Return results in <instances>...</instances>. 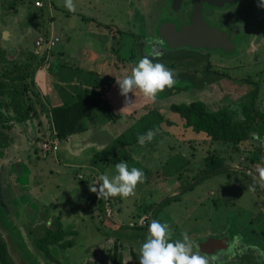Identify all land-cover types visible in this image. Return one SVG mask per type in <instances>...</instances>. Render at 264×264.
Returning <instances> with one entry per match:
<instances>
[{
  "label": "rangeland",
  "instance_id": "obj_1",
  "mask_svg": "<svg viewBox=\"0 0 264 264\" xmlns=\"http://www.w3.org/2000/svg\"><path fill=\"white\" fill-rule=\"evenodd\" d=\"M256 1L255 6L253 0H249L246 8L258 10L257 20L253 28L235 31V44L213 48L220 50L206 53L205 58L202 56L205 62L202 59L193 61L191 55L185 59L179 54L181 61H185L181 64L168 57L163 60L156 51L161 43L156 28L159 22L166 19L169 0H73L74 11L64 6V0H0V28L7 27L0 30V41L8 34V41L16 42L14 47L20 50L18 55L17 52L6 55L5 59L15 62L11 64L4 60L5 66H0V101L4 115L0 133L13 140L6 148H0V190L13 189L14 194L10 196L18 220L13 225L17 227L20 224L30 234L34 248L38 247L36 240L43 237L46 228L59 234V226L66 236L62 239L60 235L59 245L50 247V256L55 255L62 264H77L78 258L81 264H87L88 258L83 251L89 250L88 247L98 250L97 257L91 258L93 264H118L112 258L115 249L122 259L121 264H139V248L147 236L148 226L153 220H158L168 225L173 240L180 239L181 233L187 232L193 250L205 255L209 264H264V176L260 175V169L264 168V136L259 131H252L251 139L237 148L229 144L211 145L205 134L185 129L184 121L169 109L172 104L200 101L210 112L224 111L235 121H241L244 120L242 107L250 102L249 94L257 86V103L264 107V15H260L264 6H261L260 0ZM105 24L110 27L103 28ZM4 31L8 33L4 35ZM48 37L59 40L50 52L53 55L49 88L62 85V82L55 83L58 80L69 86L70 79L75 81L82 71L88 72L95 63L106 62L110 66L109 77L99 75L98 80L93 78L91 81L97 87L102 84L101 80H105L102 87L111 89L112 82L117 86L116 79L130 74L135 63L146 55L150 58L158 56V61L174 72V85L158 92L154 101L139 92L128 93V97H137L136 100L128 98L131 104L143 107L135 117L137 120L155 112L171 126L163 124V128L157 131L166 130L167 137L161 140L158 139L161 133L154 135L152 144L145 142L127 148L113 144V149L117 147L116 153L129 154L132 159L126 162L129 168L141 169L144 178L143 182L137 183L132 195L126 198L118 196L116 201L111 196L107 197L113 214L111 218L99 204L101 196L91 190L97 183V180H91L98 176L96 170L65 168L54 160L59 146L46 155L42 152V145L51 140L54 128L51 111H48L43 99L47 98V92L40 97L34 92L35 79L31 71L49 56L41 51L39 54L35 52V42ZM149 40L153 44L147 43ZM71 45L78 49L69 53L67 49ZM82 48L92 50V64L87 69L84 62L89 54ZM1 51L0 48V53H3ZM176 62L180 72L174 71ZM183 65L188 70L182 69L185 68ZM207 66L212 74L192 73L195 69H198L196 72H205ZM107 83H110L109 88ZM85 89L78 87V90ZM16 91L23 92L26 102L21 114L27 117L21 121L11 107ZM48 101L51 106L57 105L53 100ZM125 104L128 103L124 97L118 101L117 107L123 108ZM131 124L132 121H128L117 127L127 129ZM37 141H41L37 146L39 160H35L37 165L29 169L36 171L38 167L40 171L32 182L27 168L21 175L18 170L21 172L22 153L35 146ZM258 148L259 152L256 151ZM110 150L111 154L115 151L112 147ZM208 151L223 158V171L201 175L206 169L203 160ZM252 154L258 155V159L251 163L249 158ZM114 166H105L103 173L111 176ZM85 172L92 175H86L81 180L80 175ZM35 186L39 187L34 189L35 194L27 190ZM95 187L98 189L99 186ZM72 189L82 190L83 193L72 192ZM36 201L48 206L44 207L50 210L49 223L37 219L31 211L25 212V206H33ZM89 208L96 210L98 215L102 214L101 217L91 218L88 226L91 235L96 232L95 243L69 233L76 230V222L82 220L78 216ZM55 216H59L58 219ZM146 217V226L129 227L131 222ZM9 220L0 205V235L14 264H52L46 258L48 255L42 252L37 253L40 260L31 257L20 241L18 230ZM234 237L239 239L234 240ZM72 239L74 247L64 249L62 243ZM216 239L228 243L225 251L224 248L215 253L200 249V245ZM47 242L48 245L53 244L50 239Z\"/></svg>",
  "mask_w": 264,
  "mask_h": 264
},
{
  "label": "trees",
  "instance_id": "obj_2",
  "mask_svg": "<svg viewBox=\"0 0 264 264\" xmlns=\"http://www.w3.org/2000/svg\"><path fill=\"white\" fill-rule=\"evenodd\" d=\"M172 48L174 47L170 46V49ZM161 49L162 52L167 51L163 46ZM4 56L5 53H2L0 57L4 59ZM39 66H41V63ZM194 72L195 71L193 70L192 73L195 75H202L203 73L205 75H209L213 73L211 72L209 66L206 67L205 72ZM258 96L259 90L257 86L249 94L250 102L242 107L244 120L241 121H235L232 115L224 111L210 112L200 101L192 102L190 104H172L169 109L173 112V114L177 115L182 121H184L185 129H191L196 134L203 133L209 137V143L211 145H214L215 143L225 145L229 144L237 148L240 144L251 139L250 133L252 131H259V133L264 136V107L261 103H257ZM23 98L22 91H16L12 98L13 101L11 107L13 112L19 116V121L24 120L27 117L26 114H21L23 108L26 107V102ZM1 103L2 102L0 101V123H2L4 118L1 111V109H3V104ZM27 107L28 109L30 108L29 106ZM93 110L105 113V116L110 122L116 120L113 106L104 97V93L102 91H85L82 94L75 96L70 102L52 108L50 119L52 126L56 131V137L59 141H63L74 134L82 132V130H84L82 121L88 118ZM163 124L167 127L171 126L169 122H166L163 119L161 114L155 112L148 113L147 115L141 117V119L137 121V123L130 130L123 134V136L118 138L114 144L115 146L117 144V147L123 148L137 145L139 144L138 136L146 133L150 129L156 133V136L161 133L160 136H158V139L162 140L164 137H167L166 135L168 134L166 130L163 132L157 131L163 128ZM153 139L154 137L151 141L146 142L152 144L155 141ZM158 139H156V141ZM11 141L12 139L9 136H5L0 133V148H6ZM116 148L112 149V151L115 150L112 154L110 153L111 150H106V152H100L94 156L91 166L98 171V174L103 173L102 170L105 166L111 164L115 165L121 161L129 162L132 160L127 153H116L118 152L116 151ZM256 151L259 152L260 148ZM109 155L111 156L108 157ZM255 158L258 159V155L252 154V157L249 158L250 162L252 163L255 161ZM203 166L206 167V169L202 170L201 175H210L211 173L223 171L225 169L223 158H219L215 153L210 151H208V155L203 160ZM99 199V204L102 205L101 208L104 211V204L106 203L107 198L101 196ZM57 231H60L59 234L56 231H52L51 228H46L43 237L36 240L38 243L37 250L45 255L47 254L48 256H46V258H48V260L55 261V264H62L61 262L54 260V256H50V254H52L50 247H56L54 245H59L60 235L62 239L66 236V233L62 232L61 227L58 226ZM69 233L72 234V232ZM49 239L50 242H53V244L50 243L48 245L47 241ZM62 245L64 249H69L73 248L75 243L74 240H67L62 243ZM112 258L116 263L121 264L122 259L117 249H115ZM0 264H14L2 235H0Z\"/></svg>",
  "mask_w": 264,
  "mask_h": 264
},
{
  "label": "crops",
  "instance_id": "obj_3",
  "mask_svg": "<svg viewBox=\"0 0 264 264\" xmlns=\"http://www.w3.org/2000/svg\"><path fill=\"white\" fill-rule=\"evenodd\" d=\"M106 27H110L109 24H105V26H103V28ZM4 28V27H3ZM3 28H0L3 29ZM4 29H7L4 28ZM6 31L3 32V34L5 35ZM8 34L6 37H4L3 41H0V48H1V52L5 53L4 59L0 57V66L4 67L5 65H3V63L5 62L4 60H6L8 63L15 62L13 61V59H5L7 53H13V52H20L19 49L15 48L14 45L16 46V42H12L11 40L8 41ZM13 44V45H12ZM13 46V48H11L10 46ZM8 46L10 47L8 49ZM78 49L77 46H69L68 47V52L71 53V51H74ZM84 52H88V57L86 60V62H84V68L87 69L89 65L92 64V59H91V54H92V50L90 48H82ZM2 53H0L1 55ZM75 54V53H74ZM52 53L49 54V56H47L46 59H44L41 62V66L37 67L35 70H32L31 72H33V76L34 79L33 82H35L34 87L35 90L34 92L40 97V96H44L45 92H47V98L43 97V99L46 101L45 103L48 106V111H51L52 108L58 107L63 105L64 103H68L70 102L75 96H77L78 94H82L85 91H102L104 93V97L112 104L113 106V111H114V115L116 116V120L115 121H109L107 119V117L105 116V113L98 111V110H93L91 115L84 119L82 121V125L84 127V130H82V132L74 134L70 137H68L67 139L60 141V145H59V150L56 153V156L54 159L56 162H59L60 164H63V166L65 168H73L75 169H88V170H92L91 172H95V169L92 168L91 166V162L94 158V156L100 152H106V150H110L111 147L113 149V144L115 143V141L120 138L121 136H123V134H125L128 130H130L136 123L137 121V115L139 114V110H141L143 107H139L136 104H125V106L123 108L117 107L118 105V101L123 99L124 96L120 95L119 90H114V88H118V85L115 86V82H112L110 80H108L110 83L112 82V88H109V84L107 83V87L109 89L106 90V87H102L103 83H105V80H101V85H95V82H92L91 80L97 79L99 75H101L102 77H109V70H110V66L106 65L105 63H101V64H96L94 61V66H91L90 69H88V72H84L82 71L78 78L73 81L72 79H70L72 82L70 83L69 86H67L64 81H56L57 82H62V85H60L58 88H54L51 87L49 88V84H50V74H49V68H50V60L52 58ZM73 56V54H72ZM15 58V57H13ZM107 66V69H106ZM93 70V71H92ZM90 71V72H89ZM81 78V79H79ZM96 81V80H95ZM78 82V84H77ZM68 83V81L66 82ZM79 86H83L84 88L86 87L85 90H78ZM114 86V87H113ZM128 98H130L131 100H136V96H129ZM111 99L115 100V101H111ZM48 100H53L56 102V106H51L49 104ZM135 102V101H134ZM121 103V102H120ZM119 103V105H121ZM121 109V110H120ZM128 113V116H125ZM121 120V121H120ZM120 121V122H119ZM128 121H132V124L130 125V127L126 128H119L120 125H124L125 123L127 124ZM119 122V123H118ZM119 126V127H117ZM117 127V128H116ZM126 129V130H125ZM13 142V140H12ZM41 141H37L35 146H30L31 148L28 147V150L24 153H22V156L24 157L21 161V172L19 171V175H21L23 172H25V168H27L29 170V176H30V180L33 182L34 179H36L39 176V169L37 167L36 171H32L30 170V166H34L37 165L35 160H39V151H38V143H40ZM59 153H61L62 155H59ZM33 156V157H32ZM64 160L63 162L61 161V159ZM33 168V167H32ZM39 170V171H38ZM91 172H85L84 174L81 173V175L83 176L82 179H84V177H86V175H92ZM98 171L96 170V173ZM98 174V173H97ZM104 174V173H102ZM102 174H98L97 177H95L94 179H91L93 181H96L97 178L102 175ZM75 175V174H74ZM80 174H77V176ZM92 178V177H89ZM81 179V180H82ZM80 180V179H79ZM28 187V185L26 186ZM39 188L38 186L32 187L31 189H27L30 193L33 191L34 189ZM40 191V189H38ZM74 191H79L82 192V190H76V189H72V192ZM41 194V191L39 192ZM78 193V192H77ZM35 194V192H34ZM82 195V194H81ZM118 198V196L112 197L111 199H113L114 201H116V199ZM48 207L46 204H42L39 201H36V203H33V206H25V212L29 213L30 211L32 213H34V215L37 216V219L40 220H45V222L49 223V219L51 218L49 215V208H45ZM51 206V205H50ZM43 208V209H42ZM42 209V211H41ZM49 211V212H48ZM53 212V210H51ZM47 215V216H46ZM102 214H97L96 210H92V209H84L83 213L78 216V218H81L82 220H78V222H76L75 224V229L77 230H72V234L75 237L78 236L79 238L85 237V239L90 240V242L95 243L97 238H95L96 236V232H93L94 234L91 235V231L88 229V226L90 225V221L91 218L93 217H101ZM59 216H55V219H58ZM113 217V216H112ZM49 218V219H48ZM80 223H82V225H80ZM52 225V224H51ZM44 234V232H43ZM73 240V239H72ZM89 250H87L86 252L83 251V255L85 257L88 258V261L86 262L87 264H93V262H91V258L92 257H97L98 250H91V247H88ZM106 257L109 259V256L106 255ZM77 264H81L80 262V258L77 259Z\"/></svg>",
  "mask_w": 264,
  "mask_h": 264
},
{
  "label": "flooded vegetation",
  "instance_id": "obj_4",
  "mask_svg": "<svg viewBox=\"0 0 264 264\" xmlns=\"http://www.w3.org/2000/svg\"><path fill=\"white\" fill-rule=\"evenodd\" d=\"M248 1L249 0H169L166 9V19L161 23L159 22L156 28L157 37L161 42L158 44L156 51L163 60L168 57L177 62L180 61V63L183 64L185 61H181L182 57L180 58V55L185 57V59H188V56L191 55V60L198 61L202 59V56L203 58L207 57L205 55L206 53H214L220 50L213 49L215 47L219 48L224 47L225 44H227L226 46H230L231 43L235 44V31L244 30L245 27H249L250 29L257 20L256 11L258 10L252 7L246 8ZM253 2L256 6L257 1L253 0ZM260 15L261 17L264 15V9L263 14ZM237 24H239V26L236 27ZM244 40H247V36H244ZM162 46L167 51L162 52ZM170 46L174 48L170 49ZM198 56L200 58L196 59ZM177 62L174 65V71H179L180 66H177ZM202 62L205 61L202 59ZM183 67L185 68L182 69H188L186 65H183ZM194 71L196 72L197 70L195 69ZM12 190V188L0 190V205L8 214L9 221L13 225V222H17L18 220L16 218V208L12 205L13 199L12 196H10L14 194ZM7 197H9V199ZM15 228L18 230L21 237L20 241L25 246L26 251L30 253L32 258L36 260L38 259L37 256L40 258L38 255L40 251L32 245L30 234L27 233L20 224ZM22 231L25 233L28 244L30 243L29 246L36 254L38 253L37 256L30 252L23 239ZM217 240L218 239L208 240V244L200 245V249L205 250V252L215 253L217 250L224 248L223 251H225L228 243H224L222 239ZM54 253L56 254L57 252ZM55 257L54 260L59 261ZM51 262L55 264V261Z\"/></svg>",
  "mask_w": 264,
  "mask_h": 264
},
{
  "label": "clouds",
  "instance_id": "obj_5",
  "mask_svg": "<svg viewBox=\"0 0 264 264\" xmlns=\"http://www.w3.org/2000/svg\"><path fill=\"white\" fill-rule=\"evenodd\" d=\"M260 3L264 6V0H260ZM64 6L69 11H74L73 0H64ZM147 43L153 44V41L149 40ZM116 82L120 95L125 97L126 103L131 104L128 93L139 92L146 99L154 101L157 93L166 87H172L175 80L174 72L159 62L158 56L150 58L146 55L135 63L130 74L116 79ZM154 135L155 132L150 129L138 136V143L143 145L146 141H151ZM114 169L111 176L102 174L97 178L95 185L99 187L97 189L94 185L91 190L97 192L98 197L126 198L133 194L138 182H143V171L136 167L129 168L124 161L116 163ZM260 175L264 176V168L260 169ZM237 239L239 238L234 237V240ZM139 264H209V259L199 250H193L187 232L181 233L180 239L173 240L168 225L153 220L139 248Z\"/></svg>",
  "mask_w": 264,
  "mask_h": 264
},
{
  "label": "built area",
  "instance_id": "obj_6",
  "mask_svg": "<svg viewBox=\"0 0 264 264\" xmlns=\"http://www.w3.org/2000/svg\"><path fill=\"white\" fill-rule=\"evenodd\" d=\"M38 6H40V4L38 3ZM59 42V40L57 38H53V37H48V38H40L35 42V48H36V54H39V52L41 51L44 52L45 54H50L51 50L53 47H55V45ZM59 139L56 137V133L55 130L51 136V140H49V142H45L42 145V152L44 155L52 152V151H56L57 147L59 146ZM80 179H82L81 175H80ZM104 212L106 213V215L108 217H112V209L110 206L109 201L107 200L106 203L104 204ZM148 218H140L138 221L136 222H131L129 224L130 228H135V227H144L147 225V220Z\"/></svg>",
  "mask_w": 264,
  "mask_h": 264
},
{
  "label": "water",
  "instance_id": "obj_7",
  "mask_svg": "<svg viewBox=\"0 0 264 264\" xmlns=\"http://www.w3.org/2000/svg\"><path fill=\"white\" fill-rule=\"evenodd\" d=\"M162 26H163V25H162ZM209 49H211V48H209ZM22 235H23V239H24L25 243L27 244L29 250L32 251V252L34 253L35 256H37V254H36V253L33 251V249L29 246L28 241H27L26 236H25V233H24L23 231H22ZM37 258L40 260V258H39L38 256H37Z\"/></svg>",
  "mask_w": 264,
  "mask_h": 264
}]
</instances>
